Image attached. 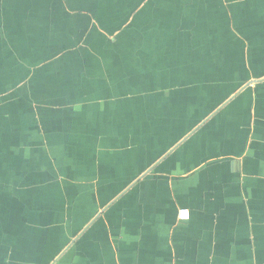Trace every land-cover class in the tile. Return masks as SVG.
I'll return each instance as SVG.
<instances>
[{
	"label": "crops",
	"instance_id": "crops-1",
	"mask_svg": "<svg viewBox=\"0 0 264 264\" xmlns=\"http://www.w3.org/2000/svg\"><path fill=\"white\" fill-rule=\"evenodd\" d=\"M0 264H264V0H0Z\"/></svg>",
	"mask_w": 264,
	"mask_h": 264
},
{
	"label": "built area",
	"instance_id": "built-area-1",
	"mask_svg": "<svg viewBox=\"0 0 264 264\" xmlns=\"http://www.w3.org/2000/svg\"><path fill=\"white\" fill-rule=\"evenodd\" d=\"M190 217V213H189V210L187 209H180L179 212H178V219L181 220V221H186L188 220Z\"/></svg>",
	"mask_w": 264,
	"mask_h": 264
}]
</instances>
